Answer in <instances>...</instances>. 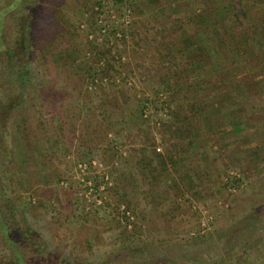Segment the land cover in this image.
Segmentation results:
<instances>
[{
	"label": "rangeland",
	"instance_id": "374dc122",
	"mask_svg": "<svg viewBox=\"0 0 264 264\" xmlns=\"http://www.w3.org/2000/svg\"><path fill=\"white\" fill-rule=\"evenodd\" d=\"M220 1L231 2L170 0L173 6L129 17L109 0H23L10 13L16 32L3 33L17 43L18 62L0 75V215L15 242L0 229V264H17V251L29 264H264V131L255 128L264 125L262 98L232 93L228 101L234 111H254L242 141L223 128L225 109L207 115L187 170L169 167L180 187L174 199L151 194L136 165L150 155L148 139L160 147V123L176 106L163 83L195 53L183 42L194 25L188 34L174 24ZM251 11L253 24L258 10ZM49 38L68 51L55 53ZM222 60L229 69L233 59ZM223 65L187 77L201 89L185 105L225 90L232 78ZM231 178L237 185L229 186ZM125 202L137 213L126 215L128 223Z\"/></svg>",
	"mask_w": 264,
	"mask_h": 264
},
{
	"label": "trees",
	"instance_id": "16d2710c",
	"mask_svg": "<svg viewBox=\"0 0 264 264\" xmlns=\"http://www.w3.org/2000/svg\"><path fill=\"white\" fill-rule=\"evenodd\" d=\"M109 1L112 3L113 7L117 6L122 7L123 9L125 8V13H129V17L139 14L141 15L144 11L154 12L156 10L165 9L167 8V5L173 6L170 0ZM245 1L246 6H243L241 1L240 9L238 6L239 0H231L228 5H225L220 1L221 5H216L214 9H206L205 11H202V14L193 16V21L184 25H178L179 22L176 21L174 24V27H179L181 31H187L188 34V28H190L192 24L194 25V31L191 35V38L187 35V37L183 38V42L185 46H188L189 44L194 45L195 53L189 57L187 55L186 65H181L184 66V68H180L179 66L174 68L168 80L163 83V86L166 88L165 92L172 93L171 96L168 95V103H174L176 106L172 110L168 109L169 112L167 119L169 118V120L167 121L166 119L167 122L163 121L160 123V130H162L163 134V136H161L162 144L160 147L158 148L155 142L151 141V139H148L147 144H149V149L150 147L152 148L150 155H144L145 157L143 156L136 164L137 166L140 165L139 170L141 174H148L150 178V187L148 190L153 192L151 194L155 196L166 195V198L169 200L178 196L180 193V187L175 184V181L171 180L169 175V167L172 169L173 173L177 175L178 173L182 172H179V170H187V168L184 167V163L188 159V150L195 142L198 141L199 137L201 136L200 132H202L203 126L205 128L204 119L211 111L214 110V108H216L214 105L226 106L228 104H232L229 102L225 103L226 101H221L218 99V96L212 98V100H208L206 103L195 96L190 105H185L186 101L192 100L190 97H192L193 94H197L200 88L199 85L194 88V86L191 87L187 85L188 83L186 84L188 78H190L189 76L191 74H195V71L197 73L198 71L206 68L211 69V72L217 73L218 68L223 65H221L220 62L222 60L221 58H223L222 62L227 64L226 61L230 57L233 59V62L228 63V65H230V67L228 66L229 69H226L225 65H223V68L220 70V72L226 73L227 71H230V76L242 74L243 71L238 69L235 65H239V61L237 59H239L241 62L243 54L246 55L244 44L250 45L255 43L258 47L257 51L254 52L253 50V54H251L248 60L245 61L247 66H257L258 63L264 61V43H259V40L257 41L256 38L257 35H261L264 41V0H244V2ZM249 2L251 3L250 6L247 5ZM22 4L23 0H11L10 3L0 6V75L4 71H10L18 62L16 60V51L18 50L17 43L16 45L13 43L9 44L7 38L4 37L3 32H16L15 28L13 29V26L9 24L10 22H7V19L10 16V13H13V11H16L18 14V12L21 11L20 8ZM97 5L100 6V2H98ZM255 8L258 10L257 17H255L256 19H254V23L250 24L253 16L251 9ZM172 9L173 8H169L170 13ZM39 13L41 17L46 18L48 10L44 9ZM223 13H225L224 17L219 19L220 14ZM52 21L56 24L58 22L56 18H52ZM250 25L253 27L251 28ZM237 28H239L240 31L238 34H235V29ZM210 30L213 31L214 36L211 35L212 37L209 35L211 33ZM43 31L48 32L46 28L43 29ZM238 40H241V43L237 42ZM47 41L49 42L50 46H54L52 48L56 51L55 53L65 54L68 51L67 46L58 48L56 39L53 42H51V39H47ZM215 44L225 50L224 55L218 50ZM45 48L47 49L48 47ZM238 48H241L243 51L238 53L236 51ZM164 50H167L166 46H164ZM61 56L62 57H60L59 60H62L65 55ZM189 58H192L190 62ZM108 67L109 66L107 65V68ZM88 74H90V72H88ZM21 89H23L22 86ZM213 91L215 92L213 93ZM213 91V94H215L216 91L217 94L222 92L220 87H217V89ZM224 92L228 93L229 90L225 88ZM179 96L181 98H179ZM253 98H258L261 100V96L258 94L249 95L244 99L252 100ZM2 101L3 100L0 98V102ZM145 106L143 105L141 109H144ZM15 108L16 107H11L12 110H15ZM115 108L117 109V107ZM142 112L143 111H140V117L142 116ZM2 129L4 130L5 128ZM2 129L0 128V137H3L4 135ZM160 148L165 154L160 153ZM231 180L233 183L230 181L228 183L229 186L237 185L238 181L235 178H231ZM155 196L150 195L148 199L151 200V198H154ZM121 202L122 201H119L118 204H122ZM130 204L131 203L129 202L123 203L124 209L121 212L126 223H128L129 219L128 216H126L127 214L133 217L137 215L136 211L131 207ZM2 218L0 215V222L2 224V227L0 228L1 232L5 235H8V242L13 243L15 240L12 239L10 236L11 234H8L9 230L6 225L2 223ZM14 259H16L17 264H29V261L22 259V254L19 251L16 252Z\"/></svg>",
	"mask_w": 264,
	"mask_h": 264
},
{
	"label": "crops",
	"instance_id": "0c3cea01",
	"mask_svg": "<svg viewBox=\"0 0 264 264\" xmlns=\"http://www.w3.org/2000/svg\"><path fill=\"white\" fill-rule=\"evenodd\" d=\"M257 37H259L257 35ZM256 37V38H257ZM259 40V43H264L262 42V39L257 38V41ZM241 40H238L237 42H240ZM241 43V42H240ZM250 44V43H249ZM244 48L246 49V55L243 54L242 58H241V62L239 59H237L239 61V65H235L238 69H240L241 71H243L242 74H237L236 76H230L229 73L230 71H227L226 73H222V74H228V77H231L232 80L229 81L230 84H228L225 88L227 90H229L228 93H225L224 90H221L222 92H220L219 94H215V97L218 96V99H220L221 101H225V103H227L229 100H232V98L234 97L232 93H237V94H242L245 97L249 96V95H260L261 98L264 100V61L260 62L257 64V66H247L245 64V61L248 60L249 56L251 54H253V50L254 52L257 51L258 47L257 44L253 43L250 45L244 44ZM238 53L242 52L243 50L241 48H238L236 50ZM256 64V63H255ZM263 68V69H262ZM246 76V80H247V86L244 88V86L242 85L243 80L245 79L244 77ZM222 78L223 75H221ZM222 80V79H221ZM226 80V79H224ZM238 80V81H237ZM225 82V81H224ZM233 87V88H231ZM232 94V95H231ZM224 95V96H223ZM228 99V100H227ZM217 110L221 109V112L223 113L224 111L222 109H225V121L223 122L222 126L223 128L227 129L229 128V130L227 129V133L229 135H239L238 139L242 141L243 136H241V134H243L242 132L244 130H247L249 125L251 123L247 122L248 117L254 115L253 114V110L252 111H242V110H232L231 104L228 105H214ZM223 116V117H224ZM236 119H239L240 122L242 123V125L238 126V127H233L230 126L231 124H229L231 121H234ZM250 119H254V118H250ZM254 123H252L253 125ZM251 125V127H252ZM255 128L260 129V131H264V125L261 126H256ZM221 129V128H220ZM217 129L214 131V129H211V132L217 133ZM249 131V130H248Z\"/></svg>",
	"mask_w": 264,
	"mask_h": 264
}]
</instances>
